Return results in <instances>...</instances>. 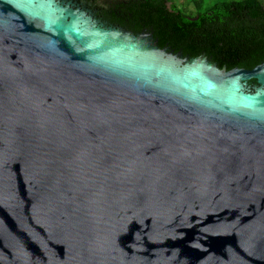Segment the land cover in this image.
Segmentation results:
<instances>
[{
    "label": "water",
    "instance_id": "1",
    "mask_svg": "<svg viewBox=\"0 0 264 264\" xmlns=\"http://www.w3.org/2000/svg\"><path fill=\"white\" fill-rule=\"evenodd\" d=\"M69 3L0 0V264H264V60Z\"/></svg>",
    "mask_w": 264,
    "mask_h": 264
},
{
    "label": "trees",
    "instance_id": "2",
    "mask_svg": "<svg viewBox=\"0 0 264 264\" xmlns=\"http://www.w3.org/2000/svg\"><path fill=\"white\" fill-rule=\"evenodd\" d=\"M191 1L193 13L176 0H109L101 12L110 22L151 31L174 51L203 52L217 66L250 68L264 60V0Z\"/></svg>",
    "mask_w": 264,
    "mask_h": 264
},
{
    "label": "rangeland",
    "instance_id": "3",
    "mask_svg": "<svg viewBox=\"0 0 264 264\" xmlns=\"http://www.w3.org/2000/svg\"><path fill=\"white\" fill-rule=\"evenodd\" d=\"M66 1H70V5L72 7H78L80 9L83 10V12H88V13H93L91 11V7L95 6V5H107L108 1L107 0H66ZM178 3H180V6L185 7L189 12L188 13H193L195 10V7L192 4L191 0H176ZM207 3V0H203L202 1V5L204 6ZM93 8V7H92ZM184 9V8H183ZM185 9V10H186ZM96 16V15H95ZM97 17V16H96ZM102 23H107V24H112V22L110 23L109 21L103 19L102 17H97ZM114 25V24H113ZM117 25V24H116ZM118 26H122V25H118ZM124 29H129L132 30L128 27L122 26ZM144 29L141 30H137V31H142ZM146 30V29H145Z\"/></svg>",
    "mask_w": 264,
    "mask_h": 264
},
{
    "label": "flooded vegetation",
    "instance_id": "4",
    "mask_svg": "<svg viewBox=\"0 0 264 264\" xmlns=\"http://www.w3.org/2000/svg\"><path fill=\"white\" fill-rule=\"evenodd\" d=\"M107 1H109V0H107ZM92 7H91V11L93 12L94 15H96L97 17H102L103 19L109 21L106 17L103 16V14L101 12L102 11L101 9L104 8V7H106V5H100L99 4V5H95V6H92ZM112 24H117V23H113L112 22ZM117 25H119V24H117Z\"/></svg>",
    "mask_w": 264,
    "mask_h": 264
}]
</instances>
